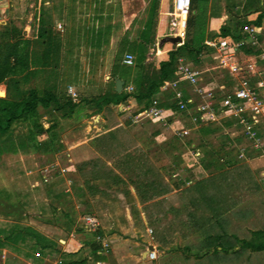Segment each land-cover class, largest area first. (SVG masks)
Masks as SVG:
<instances>
[{"label":"rangeland","instance_id":"rangeland-1","mask_svg":"<svg viewBox=\"0 0 264 264\" xmlns=\"http://www.w3.org/2000/svg\"><path fill=\"white\" fill-rule=\"evenodd\" d=\"M32 1L33 0H28V2ZM142 1L143 5L134 21L131 28L132 30H129L134 34L136 30L138 31L140 29L144 22L146 12L152 0ZM250 1L253 4L254 2L255 4L258 2V5L264 6V0H257V2L256 0ZM25 2L26 0L21 3L24 4ZM118 2H120V0H55V5H57V3H59V6L62 5V14L64 16L63 18H65V22H58V24H60V30L62 31L60 34L64 35L62 39L63 48L61 49L62 56L57 70V82L61 92L66 89L67 85L72 86L79 95L87 94L88 91H90L89 93L100 91L104 88L103 84L105 81L103 80V76L108 75L107 65L109 62L111 63L109 72H112L115 77L125 79V83L136 77L131 71L133 69L123 67L118 63L112 64L113 59H111V56H115L117 50L116 52L114 49L109 50L105 44H102L98 49H91L88 41L89 39L85 37V30L87 28L105 29L107 23H109L111 14L114 10H117V5H119ZM158 2H161L163 11L162 18L164 23L160 28L163 34L162 36L173 37L174 16L171 0H158ZM223 2L227 7L226 10L223 8L224 12H222L221 5ZM19 3L20 2L16 0L10 1V10L16 8L15 16L17 17L10 19L8 22L11 27L16 29L18 35L21 36V28L24 24L22 14L25 11L31 12L32 9H25L23 11L24 7H21V3ZM243 3L244 0H197L194 22H198V20L204 18V16L206 17L207 11L209 12L212 7H214L213 10L215 13L218 9L219 14L229 11L231 15L242 20L246 16L244 15L245 10L243 9ZM136 6L137 5L134 3L129 9H127L128 6H126L122 8V10H134ZM235 7L238 9L235 10ZM2 8L5 7L0 6V10H2ZM57 15L58 13H56L55 16ZM55 16L53 19V14L51 15L52 28H55L57 24V22H54ZM206 34L208 37L210 35H216L215 32L209 31H206ZM22 36H25V34L22 33ZM164 37H160L161 39L155 41L153 46L154 48H158L161 52L175 47L167 43ZM131 38H133V36ZM259 47L264 50V37L261 39ZM165 53L159 55L155 53V55H157L156 57L154 55L151 56L152 53L150 49L147 50L145 56L147 57V62H153L154 65H156V63L165 56ZM257 64L258 72L260 76L264 78V64H259V62H257ZM212 65L213 64L203 63L195 67L201 72L202 84H208L210 81L218 84L224 81L225 74L218 69H211ZM32 86H41V79L39 77L29 78L25 88ZM179 87L183 88L187 93L191 91L190 88L182 83L179 84ZM108 91L109 88L107 89V92ZM168 92L171 93L170 91ZM0 93H2L0 97H4L5 94L2 87H0ZM78 103H81V101ZM78 103L76 102V104ZM81 106H84V104H81ZM112 112L113 111H110V114L105 112V114L110 116ZM132 112L133 109L128 111L125 116L121 118V122L125 123L129 120V124H138L144 127L145 137L147 133H154L155 135L153 137H155L154 142L156 147L154 151L155 156L157 159L166 158L165 168L167 173L174 172V174L176 173L174 177L178 176L177 178H181V180L188 178L190 181L183 184H180V180L177 181L178 187H176V189H179L178 200L181 207L175 212H165L163 211L165 208L164 205H157L155 212H152L154 218L151 220V224L147 226L149 227L148 229H152V238L157 239L159 236H162L167 239L169 245L162 248V250L157 248L156 258L152 261H143L144 263H142V261L139 260V252L142 253L143 250H140L143 248V245L141 244L138 249L135 247L136 250L133 251V249H130L131 245L129 244L126 247L129 248L128 253L130 256L126 257L127 255L125 254V261L119 262V264H208L205 260L201 262L195 261L194 250L198 242V235L187 229L184 225H181V222L187 224L188 220L186 215V200L181 196L180 190L193 183L198 177L208 176L221 168L225 169L226 167L222 163L224 156H226L228 160H232L237 153L236 147L240 145L247 146V143L240 138L238 139L239 142H236L237 139L235 140V138L237 137L233 134L232 129L220 127L218 123L202 124L201 129H199L198 126H193L187 129L184 137L179 139L174 137V132L177 128L182 126L185 119L183 120V118L176 115L174 119L167 121V126L165 127L160 126L157 122L149 120L132 123L130 118ZM92 114L90 113L86 118H82L78 123L72 122L68 124L63 119L57 121L55 131L58 139L63 145V150L55 155L34 152H29L27 154L16 152L13 154L1 155L0 232H3L13 225L30 229L53 244L55 251L40 250L36 246L34 247L29 237H23L21 240L17 241V243L10 244L4 241L3 235L0 233V242L2 244L0 246V264H55L59 252H67L70 250L66 247V238H68L70 234L76 235L80 242L90 240L89 234L93 237L92 233L87 234L79 230L83 218L87 217L84 216L86 215L85 208L79 205V207L72 211L74 208L73 201L81 200L80 196L73 195V198L70 199V193L64 192V190L67 189L65 180H68V171L72 168L69 162V151L65 148L67 145L75 142V137L67 133L68 131L70 133V131L77 132L83 130L84 126L87 125V121L89 126L96 124L97 118H93V116L90 118ZM50 118L49 114L40 116V123L43 128H46V122ZM106 124L109 126L113 125L110 121ZM24 132V125L12 127V135H20ZM91 132L92 131H90V133ZM225 132H227V134L224 137L223 133ZM82 135V138H80L81 140H83V137H86L85 139L87 140L90 138V135H85L83 133ZM121 139L124 140L123 137L120 138V140ZM259 143L261 149L256 153H252L249 148L246 149L247 153L250 154L248 155L249 158L242 160L238 159L236 161L233 160L235 164H229V166L244 164L253 176L252 183L244 180L236 182L228 189L226 194V200L231 205V209L224 215L225 221L223 225L227 233L234 234L238 239H248L251 231L264 230V126L261 131ZM189 145L196 149L195 154L190 155L187 149ZM173 151L177 152L176 156L181 160L178 161V163L180 162L179 164L175 163L173 158L175 156L171 155L172 157H169L168 153ZM200 159L204 162L211 163L210 168L204 170V172L198 169L196 170V162L200 161ZM169 163L174 167L170 168ZM128 172V175L134 176V174L131 173L132 171ZM59 175L63 177L60 179L57 178ZM169 179L174 180L172 177H169ZM47 184L50 186L47 187ZM54 195H57V197ZM203 209V207H199L197 213H204L205 209ZM93 216L95 217L92 218L99 223L101 217L98 214H93ZM69 220L72 223L68 222ZM186 226L189 225L187 224ZM216 230L215 228V231ZM146 233L143 232V234ZM152 238L149 241L154 243ZM86 252L87 248H84L81 249L78 254L83 255ZM107 253L108 255H112L110 249H108L105 254ZM144 255L141 257L142 259ZM126 258H128V261ZM223 264H264V251L256 253L246 251L231 261L223 262Z\"/></svg>","mask_w":264,"mask_h":264},{"label":"trees","instance_id":"trees-1","mask_svg":"<svg viewBox=\"0 0 264 264\" xmlns=\"http://www.w3.org/2000/svg\"><path fill=\"white\" fill-rule=\"evenodd\" d=\"M196 4L197 0H190V7L184 24L183 43L169 50L166 53V58L158 61L157 67H155L153 62H147L145 56L147 50L154 45L158 19L159 2L152 0L137 34L132 39H128L125 34L119 40L117 53L112 61L113 65L118 63L123 67L133 69L131 71L136 77L130 81L132 91L130 93L123 91L115 93L111 90L97 98L81 100V102L87 105L92 103L96 111L103 109L110 114L109 106L116 107L126 100H130L136 105V110H141L149 106L152 98L160 96L158 107L170 109L180 118L185 119L180 128H192L193 124L189 114L176 112L177 99L174 98V94L171 91V93L168 91L160 92L159 87L163 82L175 79V66L179 58L194 67L203 63L214 64L218 59L213 47L215 38H230L239 43L238 48L242 54L246 56L258 55L261 50L259 47L261 38L256 37L258 45H251L242 29L248 25L259 27L264 20V6L258 5V2L253 4L250 0H244V15L254 14V18L252 20H239L229 11L225 12L227 22L219 26L216 35L208 37V33L206 34V31L208 32L207 22L220 16L219 9L217 8L215 13L214 7L210 8L206 17L204 16L198 22H194ZM40 7L42 8L39 12L37 30L33 39L22 38L13 27L4 26L0 30V84L4 85L5 94L4 97H0V157L3 154L16 152L21 154L34 152L48 155L61 152L63 145L55 131L56 123L51 122L46 128H43L40 123V116L43 114L51 115V112H55L61 118H67L77 105L66 96L65 92L60 91L57 82V70L62 56L64 35L57 34L52 28L50 9L44 5ZM105 32H108L107 26L103 30L90 28L88 41L91 48L98 49L101 39H103L104 44L107 43L104 37ZM125 54L133 56L132 66L122 64L121 60ZM258 62L264 64V61ZM37 77L41 79V86L25 88L29 78ZM112 77L115 76L109 72V78ZM116 78L125 83V79ZM226 80L227 76L225 75V79L221 83L226 84ZM231 123L230 120H224L220 127L230 128ZM16 125H24L25 132L20 135H12V127ZM198 128L201 129L202 125H199ZM107 136L111 142L116 141L112 134ZM259 137H261V132ZM104 138L97 136L93 141L100 143ZM236 139V142H239V138ZM113 149L115 152V148ZM250 151L256 153L258 150L250 149ZM248 155L250 154L246 151L245 157L249 158ZM234 157L232 160H228L224 156L222 163L226 167L225 169L221 168L208 176L198 177L193 183L180 190L181 196L186 200L187 224L189 226L183 222L181 225L198 235V242L194 250V259L197 262L205 260L208 264H223V262L231 261L246 251L255 253L264 251V230L251 231L248 239H238L234 234L227 233L223 225L224 215L231 209V205L226 200L228 189L236 182L243 180L249 183L253 182V176L247 166L244 164L229 166L231 163L235 164V162L233 163ZM199 162L204 170L211 166L210 162H204L202 159ZM80 166L82 167L84 164H80ZM98 169V166L93 165L90 172L98 173ZM104 174L100 171L101 177H105ZM49 186L47 184V187ZM141 186L147 188L153 195H158L168 189L166 184L154 180L142 183ZM199 207H203L205 212L198 214ZM79 230L82 229L79 228ZM0 233H2L4 241L10 244L17 243L23 237H29L34 247L36 246L40 250L55 251L53 244L27 228L13 225ZM96 234L100 235L98 231ZM155 242L157 248L161 250L169 245L167 239L162 236L155 239ZM86 245L89 247L93 262L103 258L102 255L96 253L99 246L93 238L88 240ZM58 254L55 264H90L85 256L78 254V252H59Z\"/></svg>","mask_w":264,"mask_h":264},{"label":"crops","instance_id":"crops-1","mask_svg":"<svg viewBox=\"0 0 264 264\" xmlns=\"http://www.w3.org/2000/svg\"><path fill=\"white\" fill-rule=\"evenodd\" d=\"M10 1L11 0H0V6L5 7L0 10V30L4 26L11 27L8 21L17 17L15 16L16 8L10 10ZM16 1L20 3L24 2V0ZM54 2L55 0H50V2L49 0H33L32 2H28V0H26L24 4L19 3L21 7H24L23 11L25 9H32L31 12L25 11L22 14L24 24L21 28V32L25 34V36H22L21 33L22 38L31 40L35 37L38 16L42 8L40 6L44 5L49 8L51 15L53 14V19L56 13H58V15L55 16L54 21L57 22V24L58 22L60 23V21L65 22V18H63L64 16L62 14V5L59 6V3L55 5ZM118 3L119 5H117V10L113 11L111 18L109 19V23H107L108 32H105L106 35L104 36L107 40L105 45H107L109 50L114 49L115 52L117 50L119 40L125 34L128 39H132V36L134 38L137 34V30L135 31V34L129 30H132L131 28L140 12L143 1L120 0ZM134 3L137 5L134 10H122V8H125L126 6H128L127 9H129V7L134 5ZM221 5L222 12H224L223 8L225 9L226 5L224 2L221 3ZM234 9L236 10L238 8L235 7ZM162 16V4L160 2L158 7L157 26L155 30V41L161 39L160 37H164L162 36V31H160V28L164 23ZM254 16V14H249L244 19L252 20ZM226 22L227 15L222 13L218 18L209 20L207 29L209 32L217 33L219 26L224 25ZM257 28V36L262 39L264 37V20ZM54 30L57 34L62 33V31H58L56 28H54ZM85 31V37L89 39L88 36L90 28H87ZM102 41L103 39L100 41V46L104 44V41ZM167 43L171 44L170 42ZM153 48H149L148 50L151 49V56L154 55L155 57L171 50L167 49L161 52L158 48L155 47V50H152ZM155 53L157 55H155ZM166 53L160 60H164L166 58ZM113 57L111 56V59H113ZM157 63L155 67H157ZM110 64L111 63L109 62L107 65L108 75L103 76V80L105 81L103 84L104 88L100 91L89 93L90 91L87 90V94L79 95L71 86L76 92L77 97H79V101L89 100L97 98L100 95H104L108 88L109 91L113 90V78H109ZM130 81L131 80H128L127 83L122 81L123 85L121 91H123V88L126 85H131ZM0 87L3 88L4 92V85L0 84ZM63 92H65V89ZM79 101H77V103ZM81 104L84 103H78L73 109L71 115L67 118H61L58 113L51 112V115H49L51 118L46 123L48 126L51 122L57 123L58 120L60 121L62 119L68 124L72 122L78 123L82 120V118H86V116L90 113H93L90 115V118H92V116L93 118H97L96 124L89 126L87 121V125L84 126L83 130H79L77 132L70 131V133L68 131L67 133L75 137V142L67 145L65 148L69 151V162L71 163L72 168L68 171V180H65L67 183V189H65L64 192L70 193V199L73 198V195L80 196L81 200L73 201L74 208L73 210L71 209L72 211L81 205L85 208L86 215L84 216L95 217L93 214H98L102 218L99 219L100 222L98 223L96 231H98L108 243V249L112 251V255H108L107 253L102 255V259H97L93 262L92 256L89 253V247L86 245L88 240L86 242H80L79 238L72 234L66 238V247L70 249L67 253H75L81 251V249L87 248V252L83 254V256H85L86 260L90 264H119V262L125 261V254L127 255L126 257L130 256L128 253L129 248L126 247L129 244L131 245L130 249H133V251L136 250V248L138 249L141 244L143 245V248L140 251H144L147 246H153L155 250H157L155 238L151 237L152 233H146V230L149 228L147 226L151 224L150 222L154 218L152 216V212H155V208L160 204L165 206L163 210L165 212L177 211L181 207L178 200L179 189H176V187H178L177 181L180 180V184L187 183L189 182L188 178L181 180V178H177L178 176L174 177L176 173H167L165 168L167 161L166 158L157 159L155 156L154 151L156 150V147L154 142L155 137H153L155 135L154 133H147V136L145 137L144 127L138 124H129V120L125 123L121 122V118H123L128 111L131 109H133V111L137 109L136 105L132 101L126 100L124 103L117 105L116 107L109 106L110 110L113 111L110 116H107L103 109L96 111V108L92 103L89 105L84 104V106H81ZM109 121L110 123H113V125L109 126L106 124ZM90 131L92 132L90 133ZM81 132L85 135H90V138L87 140L85 139L86 137H83V140H81L80 138L83 136ZM108 134L115 136L116 141L111 142L110 139H108ZM97 136L105 138L102 142L95 143L93 139ZM122 137L124 140L121 139V141L120 138ZM113 148H115V152ZM176 153L177 152L173 151L168 154L169 157H172L171 155L175 156L173 157L174 161L176 164H179L180 162L178 163V161L181 160L180 158H177ZM80 164H84V166L81 167ZM93 165L99 167L98 173L90 172ZM171 167L173 168L174 166L170 164V168ZM197 169L204 172L202 164L199 161L196 162V170ZM100 171L105 173V177H101ZM128 171H132L131 173L134 174V176L128 175ZM62 177V175L57 176L59 179ZM169 177L174 178V180H170ZM153 180L166 184L168 187L167 191L159 193L158 195H153L147 188L141 186L142 183H147ZM68 222H70V220ZM81 232L88 234V232L84 230H81ZM143 232L146 234H143ZM89 237L91 238L90 240H92V235L89 234ZM151 238L154 243L149 241ZM141 257L142 253L139 252V260L144 263L143 261H146L147 259H142ZM126 259L128 261V258Z\"/></svg>","mask_w":264,"mask_h":264},{"label":"built area","instance_id":"built-area-1","mask_svg":"<svg viewBox=\"0 0 264 264\" xmlns=\"http://www.w3.org/2000/svg\"><path fill=\"white\" fill-rule=\"evenodd\" d=\"M173 10V37L178 41L175 47L180 46L184 40V24L179 34L176 32L182 17L186 16L190 7V0H171ZM56 30H60V24H56ZM257 27L244 26L242 32L247 36L248 43L258 45ZM214 51L218 59L211 69H218L227 76L226 84L219 82L208 84L201 83V72L179 58L175 66V79L165 81L159 87V91H171L176 101V112H186L190 116L193 126L202 124H221L224 120L232 121L230 128L233 134L247 143V146H237L235 160L245 159L246 149L259 150V134L264 126V78L258 72V61H264V50H260L256 56H246L239 51V43L230 38H215L213 40ZM126 66L133 65V56L125 54L121 60ZM256 79V80H254ZM254 80V81H253ZM182 83L190 88V93L179 87ZM131 85H126L123 92L130 93ZM66 96L74 103L78 101L76 92L71 86H66ZM159 98H152L147 108L135 110L131 114V122L138 123L142 120L157 122L160 126H167V121L175 118V112L170 109L158 107ZM127 109V108H126ZM193 114V115H192ZM187 129L178 128L174 136L181 139L186 134ZM224 135L227 132L223 133ZM190 155L196 153V149L189 145L187 148ZM223 161V160H222ZM98 222L92 217H85L80 228L93 234L94 242L99 246L96 252L105 255L108 244L101 235L96 234ZM151 234V230H147ZM146 250V249H145ZM156 250L152 246L151 250H146L145 259L154 260Z\"/></svg>","mask_w":264,"mask_h":264},{"label":"water","instance_id":"water-1","mask_svg":"<svg viewBox=\"0 0 264 264\" xmlns=\"http://www.w3.org/2000/svg\"><path fill=\"white\" fill-rule=\"evenodd\" d=\"M165 41L170 42L171 44H174L178 41V38L177 37H167V38H165ZM152 50H155V48H153ZM113 84H114L113 91L115 93H120L121 89H122L123 82L119 79L113 78ZM151 249H152V246H147V248H146V250H151ZM146 250H144L142 252V256L144 254H146ZM144 258H145V255H144L143 259Z\"/></svg>","mask_w":264,"mask_h":264},{"label":"bare ground","instance_id":"bare-ground-1","mask_svg":"<svg viewBox=\"0 0 264 264\" xmlns=\"http://www.w3.org/2000/svg\"><path fill=\"white\" fill-rule=\"evenodd\" d=\"M184 20H185L184 17H182L181 20H180L179 26L176 29V32H178L179 34L182 32V29H183L182 21H184Z\"/></svg>","mask_w":264,"mask_h":264},{"label":"snow or ice","instance_id":"snow-or-ice-1","mask_svg":"<svg viewBox=\"0 0 264 264\" xmlns=\"http://www.w3.org/2000/svg\"><path fill=\"white\" fill-rule=\"evenodd\" d=\"M0 95H2V93H0Z\"/></svg>","mask_w":264,"mask_h":264}]
</instances>
